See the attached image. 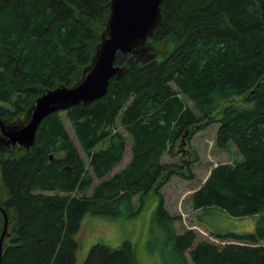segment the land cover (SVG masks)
Returning <instances> with one entry per match:
<instances>
[{"label": "trees", "instance_id": "trees-1", "mask_svg": "<svg viewBox=\"0 0 264 264\" xmlns=\"http://www.w3.org/2000/svg\"><path fill=\"white\" fill-rule=\"evenodd\" d=\"M111 3L0 0L1 118L17 120L44 91L82 79L102 42ZM161 11L151 40L161 50L156 58L142 64L118 54L115 64L127 66V73L112 79L101 99L65 111L80 151L56 112L38 125L29 154H0V206L10 222L1 264H75L77 234L87 217L132 218L133 199L153 192L172 247L166 264H188L187 251L193 264H264V0H163ZM236 97L245 106L222 110L216 145H235L242 160L210 170L191 197L193 211L216 209L259 222L247 233L212 231L224 245L197 242L195 230L176 233L177 217L160 193L192 163L166 165L162 153ZM119 126L131 138L132 159L109 176L126 150ZM133 250L130 242L96 244L83 264H136Z\"/></svg>", "mask_w": 264, "mask_h": 264}, {"label": "rangeland", "instance_id": "rangeland-1", "mask_svg": "<svg viewBox=\"0 0 264 264\" xmlns=\"http://www.w3.org/2000/svg\"><path fill=\"white\" fill-rule=\"evenodd\" d=\"M160 52L161 50L158 51V53ZM178 97L185 103L187 108L194 109L193 102L184 93L179 94ZM233 103L237 104V106H245L241 97L221 102L214 113V118L210 119L207 123L187 129L182 135H178L177 139L168 143L162 153L161 160L166 165L185 166L183 159L192 163L189 170L172 177L160 190V193L164 197L163 199L170 215L177 217V221L173 223L176 233L182 235L188 230H195L198 237L197 242L207 240L208 242L224 245V242L212 236V231L229 230L247 233L254 230L259 222L257 217L228 218L224 212L216 209L207 210L205 214L203 211H193L191 197L206 182L210 175V170L220 164H236L242 160L235 145L230 143L225 148H220L216 145L222 110ZM248 106L251 105L249 104ZM59 113L63 119V126H65L70 138H72L80 151V145L77 138H75V133L70 122L66 118V113L63 111ZM118 131L127 140L126 150L123 161L109 176L122 171L129 165V161L132 159V143L129 133L121 126L118 127ZM83 156L86 162H88L85 155ZM185 173L187 176L184 175ZM2 191L3 189L0 184V202L5 199V193ZM87 194L90 196L91 192L89 191ZM140 197L141 195L133 199L137 215L132 218L126 216L118 218L90 216L85 219L83 229L82 231L80 230V235L79 233L77 234L81 249L77 253L75 264H83L91 248L96 244L106 243L113 247H120L124 242H130L134 247L133 252L136 254V264L168 263V259L172 254V247L167 238L168 233L166 229L159 225L160 223L158 222L156 210L159 199H157L158 197L154 192L144 196L141 200ZM3 217L4 215L0 212L1 232H3L4 228ZM198 217H201V222L204 220L206 224L199 223ZM185 256L187 263L193 264L189 251L186 252Z\"/></svg>", "mask_w": 264, "mask_h": 264}, {"label": "water", "instance_id": "water-1", "mask_svg": "<svg viewBox=\"0 0 264 264\" xmlns=\"http://www.w3.org/2000/svg\"><path fill=\"white\" fill-rule=\"evenodd\" d=\"M163 0H112L110 18L102 33V42L85 71L82 79L71 87L58 86L46 90L34 101L25 116L12 123L0 117V154H11L15 149L29 154L32 150L38 125L44 118L65 112L79 104H91L104 97L112 79L127 73V66H116L118 53L130 55L142 64L156 58L158 48L151 44L154 30L162 21ZM4 215V228L0 238V264L3 243L8 236L9 214L0 206Z\"/></svg>", "mask_w": 264, "mask_h": 264}, {"label": "flooded vegetation", "instance_id": "flooded-vegetation-1", "mask_svg": "<svg viewBox=\"0 0 264 264\" xmlns=\"http://www.w3.org/2000/svg\"><path fill=\"white\" fill-rule=\"evenodd\" d=\"M118 54H120V53H118ZM121 55H123V54H121ZM125 56H128V58L133 59L130 55H125ZM3 119H4V118H3ZM4 120H6V119H4ZM6 121H8V120H6ZM13 121H15V120H13ZM13 121H8V122L12 123ZM15 150L17 151V149H15ZM15 150H14V151H15ZM14 151H13V152H14ZM18 152H19V151H18Z\"/></svg>", "mask_w": 264, "mask_h": 264}]
</instances>
